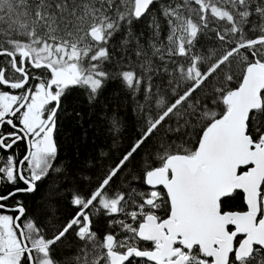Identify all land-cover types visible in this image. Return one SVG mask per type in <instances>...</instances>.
<instances>
[{
  "label": "snow or ice",
  "instance_id": "1",
  "mask_svg": "<svg viewBox=\"0 0 264 264\" xmlns=\"http://www.w3.org/2000/svg\"><path fill=\"white\" fill-rule=\"evenodd\" d=\"M154 3L0 0V183L24 184L0 194V264H264V0H168L159 16ZM146 15L145 45L132 25ZM121 32L116 57L111 42ZM210 34L217 43L205 50L199 39ZM112 63L120 70H108ZM114 75L144 115L140 138L94 185L73 188L79 210L51 225V237L36 218L21 223L22 202H6L63 171L54 135L62 98L79 87L93 101ZM165 75L166 87L154 79ZM173 117L177 127L166 132L183 129L186 139H155L140 175L146 187L113 190V178ZM111 126L119 132L116 116ZM20 141L22 158L3 155ZM237 190L246 210H226L222 198ZM101 210L110 217L102 237L92 230ZM73 231L82 246L57 259Z\"/></svg>",
  "mask_w": 264,
  "mask_h": 264
},
{
  "label": "trees",
  "instance_id": "2",
  "mask_svg": "<svg viewBox=\"0 0 264 264\" xmlns=\"http://www.w3.org/2000/svg\"><path fill=\"white\" fill-rule=\"evenodd\" d=\"M160 2L167 3L168 0H157V3L151 6V10L158 16ZM253 19L256 18L253 17ZM149 22L150 16L146 15L139 21H134L132 25L137 35L143 33L141 43L145 45L151 35ZM124 34V32L117 33L111 42L117 45L116 57L123 55L119 50V42L123 39ZM166 34L167 26L165 25L162 38ZM210 35H212V39H206L204 36L199 39V45H203L205 50L207 47L216 46L214 34ZM132 47L134 48V44ZM127 55L131 57L133 62H136L137 58L134 51L129 50ZM124 62L127 63L128 61L125 60ZM156 63L159 65V61ZM105 66L113 73L120 70L114 63ZM154 79L156 83L167 86L168 77L166 75L154 77ZM237 84L238 81H233L234 86ZM136 100L140 103L144 102L142 92ZM152 105L154 109V100ZM113 116H116L120 121L119 132L112 129L111 119ZM180 123L182 124L183 121L181 120ZM169 124L173 129L177 127L174 117L165 121L153 137L144 143L125 168L113 178L111 182L113 190L128 188L129 185L141 189L145 188L140 175L144 157L152 150L153 141L165 134L169 141L177 143L186 139L183 129L180 132H166ZM143 125L144 115L137 110L136 101L133 100L120 77L114 75L108 79L93 101L89 100L86 90L79 87L71 88L70 92L62 98L54 134L58 145L57 166H61L63 171L52 173L45 180L38 182L35 193L23 199L25 219L36 218L39 225L45 227V231L51 237L53 233L51 225L67 222L78 209L71 203L73 188L87 189L90 182L94 185L97 175L106 171L110 164L116 162L117 158L122 156L140 138ZM253 134H255L254 127ZM240 198L241 195L234 192L223 202L226 208L236 209L241 207ZM158 214L164 216L165 212L161 210ZM92 219V230L102 237L108 230L110 217L104 215L103 210H101L99 214H94ZM74 236V231L70 232L66 238H62L58 242L56 246L57 259L62 260L64 257L76 255L81 242ZM141 246L148 247L144 243H141ZM133 264H142V262L135 259Z\"/></svg>",
  "mask_w": 264,
  "mask_h": 264
},
{
  "label": "flooded vegetation",
  "instance_id": "3",
  "mask_svg": "<svg viewBox=\"0 0 264 264\" xmlns=\"http://www.w3.org/2000/svg\"><path fill=\"white\" fill-rule=\"evenodd\" d=\"M0 65H3L4 61L7 59L6 57H0ZM30 84H33L35 83V81H31L29 82ZM238 85V84H237ZM236 85V86H237ZM5 131H11V129L8 127V126H5ZM26 143L23 142V141H20V142H17V144L11 149V150H8L7 152H3V155L4 156H7L9 153H15L19 158H22V156L25 154L26 152ZM243 170V169H242ZM16 187H24V184L20 181H17V183L14 185V184H10V183H0V194H5V193H8L10 191H12L14 188ZM146 187V186H145ZM236 192H238L240 195H241V198H240V201H241V207H238L236 209H231V208H226V210H232V211H242V210H246V207H245V204H244V201H243V197H242V193L237 190ZM35 193L32 192V193H19L17 194L15 197H13L12 199H9L6 203L8 205H15V203L17 201H20L22 202L23 204V199L31 196V194ZM223 200H225L226 198H222ZM24 206V205H23ZM79 209H77L75 211V213L72 215V217L76 214V212L78 211ZM8 214H11V215H17V213H8ZM71 217V218H72ZM70 218V219H71ZM23 221H27V219H25V213H24V216L22 218V221L21 223H23ZM78 241H80L76 236H74ZM239 239H243V235L242 234H239L238 237H237V240ZM81 242V241H80ZM141 243H144L146 245H148L147 248H151L152 247V244L151 242H141ZM82 246V242H81V245ZM137 260H140L139 258H136ZM144 264H147L146 261H144Z\"/></svg>",
  "mask_w": 264,
  "mask_h": 264
},
{
  "label": "water",
  "instance_id": "4",
  "mask_svg": "<svg viewBox=\"0 0 264 264\" xmlns=\"http://www.w3.org/2000/svg\"><path fill=\"white\" fill-rule=\"evenodd\" d=\"M238 86V85H237ZM241 192V191H240ZM242 193V192H241ZM242 197H243V193H242ZM244 201V200H243ZM245 204V203H244ZM245 207H246V205H245Z\"/></svg>",
  "mask_w": 264,
  "mask_h": 264
}]
</instances>
